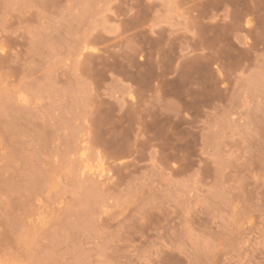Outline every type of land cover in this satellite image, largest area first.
Wrapping results in <instances>:
<instances>
[{
	"label": "rangeland",
	"instance_id": "rangeland-1",
	"mask_svg": "<svg viewBox=\"0 0 264 264\" xmlns=\"http://www.w3.org/2000/svg\"><path fill=\"white\" fill-rule=\"evenodd\" d=\"M0 264H264V0H0Z\"/></svg>",
	"mask_w": 264,
	"mask_h": 264
}]
</instances>
